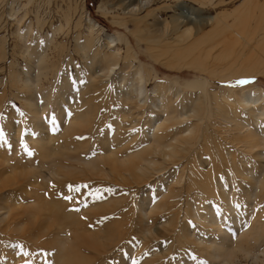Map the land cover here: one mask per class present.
Returning <instances> with one entry per match:
<instances>
[{"label": "rangeland", "instance_id": "374dc122", "mask_svg": "<svg viewBox=\"0 0 264 264\" xmlns=\"http://www.w3.org/2000/svg\"><path fill=\"white\" fill-rule=\"evenodd\" d=\"M129 1L0 0V133L3 134L0 138V173L3 172L0 175V217L7 218L0 223V264H18L17 260L19 264H58L60 243L54 245L59 239L55 240L53 230L60 224L70 228L68 236L78 235V241L74 242L77 247L70 250L68 256L67 250L65 252L67 264H222L220 259L208 258L212 254L211 244L224 248L234 246L249 252L238 251L233 259L235 264H264V231L262 238L252 235L253 229L262 227L264 230V186L253 193L254 182H250L251 177L247 179L246 174L251 169L258 177L260 165L242 143H237L236 137L242 130H237V126L220 113L239 110L236 103L230 108L227 107L230 104L220 103L221 95L228 94V89L237 92L238 88L252 86L264 92V75L258 73L263 72L264 64L247 68L242 56H235L240 44L229 46L232 34L221 37L210 30V26L200 24L204 18L219 14H225L227 21H232L248 13L251 22L261 24L264 23V7L254 9L252 5L256 0H212L213 5L206 8L198 4L199 0H136L133 4L139 6L133 15L129 12L131 8H125ZM149 9L163 24L157 26L155 35L149 36L152 44L140 40L141 28L133 21L145 17ZM84 15L105 33L129 42V54L124 45L117 44L123 57L118 69L132 75L130 64L141 63L145 67L147 90L156 91L155 97L163 96L162 111L168 105L166 113H159V117L172 118L173 113L176 118L185 117L183 121L174 120L173 125V121L170 122L172 126L167 129L165 143L180 136L187 125L185 121H193L188 107L197 100L205 112L200 123L201 132L205 134L201 141L182 145L171 162L161 155L153 156L154 145L146 150L143 139L149 129L151 106H147L149 110L147 107L141 110L122 102L123 98L116 99L112 79H103L97 87L92 86L95 70L89 73L81 52L75 48L76 42L82 44L92 37L93 51L109 49L102 33L90 32ZM178 20L200 27L191 32L187 41L178 42L180 34L170 29V22ZM144 21L152 23V17L141 22ZM206 30L212 33H204ZM29 52L47 60L48 67L36 83L37 57L33 59ZM234 59L239 62L231 65L232 69L223 67ZM259 60L264 62V57ZM26 80L36 85L35 93L18 87ZM240 80L249 83L240 85L237 83ZM193 82L198 84L185 87ZM232 100H236L234 95ZM73 118H78L76 123ZM70 122L71 127L67 126ZM247 131L256 132L252 125ZM39 144L41 148L56 150L57 162L62 160L58 166L63 175L69 177L64 184L52 179L41 180L39 169H32L31 173L26 169L28 166L25 168L26 155L33 159L35 167L39 166L36 162ZM228 151L231 156L227 157ZM67 154L82 160L80 163L63 160L62 155ZM143 157L156 163L148 170L147 166L143 167L141 174L134 166L143 162ZM98 158L100 161L96 162ZM139 158L142 160L138 161ZM93 161L96 165L99 163V170L94 169ZM85 163L90 164L85 166ZM235 163L238 172L245 177L234 170ZM66 166L69 169L63 170ZM33 173L34 176H30ZM173 175H182L181 185L173 183ZM223 192L231 197L232 208L225 207L227 201ZM56 201L64 212L77 216L79 220L74 223L80 227L78 232L69 226V219L60 215L54 217L51 206L57 204ZM212 209L214 217H221L219 221L223 223H219L223 231L207 221ZM235 215L238 220L233 218ZM169 221H174L172 226L167 225Z\"/></svg>", "mask_w": 264, "mask_h": 264}, {"label": "bare ground", "instance_id": "6f19581e", "mask_svg": "<svg viewBox=\"0 0 264 264\" xmlns=\"http://www.w3.org/2000/svg\"><path fill=\"white\" fill-rule=\"evenodd\" d=\"M127 1H129V0H127ZM134 1H136V0H130L129 3H128V5H125V6H127L125 8H128V7L131 8L129 12H131V14H133V15L135 14L134 11H137V9H138L137 7L139 6V4L137 3L138 1L135 2L138 5L133 4ZM154 1H156V0H154ZM197 1L198 0H195V2H197ZM199 2L200 3H198V4H200L204 8H206L207 6L210 7V6L213 5L212 4V0H199ZM121 4H122V2H121ZM252 7L254 9H257L259 7H264V0H256V3H254L252 5ZM148 8L149 7H147V9ZM152 12L153 11H151L149 9L146 12L145 17L133 20V21H135V25L136 26H139L141 28L140 31L142 32V34L140 35V40L143 41L144 43H147V44H152L153 43L152 39L149 36L151 35V33L155 35L157 33L156 31H158L157 26H160L162 24V21L160 19H158L159 17H157L158 15H156V17H157L156 18L155 15L152 14ZM157 13H159V11H157ZM241 14H243V13H241ZM224 15L225 14H223V16H221V14H219V15H216V16H213V17L212 16L211 17H208L206 19L204 18V20L200 24H201V26H210L211 29L210 28L209 29L212 30V31L215 30V32L216 33L218 32V35H220L221 37H223L225 35H228L229 36L230 34H232L233 37H232V41L230 42V45L229 46L231 48L234 44H240L239 46H237V50L238 51H237V54L235 56H237V58H238V56H242V58L244 59V61L247 64V68L250 67V68L253 69V67L256 64H264V62H262L261 60H259L260 58H263L264 57V23H261V24L259 23L258 24L256 22H251L249 20V18H250L249 13L246 14V15L243 14V15H245L244 18L242 16L234 17L232 21H227V19H228L227 17L228 16H226V15L224 16ZM147 17H152V23H147L145 21H144L145 23L144 22L143 23L141 22L143 19H146ZM129 19H131V18H129ZM84 21L86 22L85 24L89 27L90 32L97 31L100 34L102 33V35L105 38L106 46L109 49L107 52H105V51L102 52L99 48L97 50H94L93 51L92 50L93 49L92 46L94 45V39L92 37L91 38H86L85 41H84V43H82V44H79L78 42H76L75 48H76L77 51L81 52L82 58L85 60V65H86L85 67L87 68V70L89 71V73L91 71H94L95 70V73L92 74V76H93L92 81H91L92 86L97 87L98 85H100L102 83L103 79H112V81H113L112 83H113V86H114V89H115V92H116V93L114 92L113 94H116L115 95V96H117V98L115 97L116 99L120 100L121 98H123L124 101H122V102L127 103V104L130 103L131 106H133L135 108H138V109H141V108L147 107V106L148 107L151 106V108H152V109L150 108V110L152 112V116L149 118V122H148L149 123V129L145 132L144 139L142 137V139L144 140V146L146 147V150L149 149L148 147H151V146L154 145L153 149L151 147L152 152H153L152 153L153 156L154 155H161L162 158H164V160H166L168 162H171L177 156V154L179 152L178 148H180L182 145H184V144H192V143H195L196 141L197 142L201 141L204 138V135H205V134L204 135L202 134L201 129H200V123H202V120L204 118V117L202 118V116L205 115L204 114L205 112L203 111L202 103L199 100H197V101H195L196 104H193L192 106L188 107L190 109L188 111L190 113L189 114V117H191L193 121H191V120L190 121H185V123H187V125L184 127L183 131L180 133V136L173 138L170 141V143H165L164 139H165V134L168 132L167 129L169 128V126H172L175 123L174 120H176V122H177V120L179 118H176V116L174 115V113H173V116H175V117L172 116V118L171 117L170 118H168V117L167 118H164V117L160 118L159 117L160 116L159 113L160 114H163L161 112L166 113V111H167L166 109L168 108V105L165 103L167 105V107L164 108L165 105H163V108H164L163 110L164 111H162V104H161L162 101L161 100H162L163 96L160 95V97H158V96L155 97L156 91H154V90L148 91L147 90V88H146L147 80H146V75H145V67L141 63H139L137 66H134L133 64H130V67L133 69L132 75H128V74L126 75L125 74L126 72L124 73L123 71H119L118 64L123 59V57H121V49H120V47L117 46V44L118 45H124L123 47L126 49L127 54H129L130 53L129 52V49H130L129 48V45H130L129 42L125 38L123 39V38L116 37V36H112V35H109V34L105 33V31L94 20H92L89 16L84 15ZM178 21L170 22L171 23V26H172V28H170V29L172 30V32L177 33V34H180L179 37H178V39H179L178 42H183L185 39H188L190 37V35H191V32L193 30H195V29L198 30L199 27H200V25L193 24L191 22H188V23H185L184 24V23H180V21L179 22ZM19 22H20V20H19ZM169 22H168V25H169ZM140 24H142V26ZM123 25H126V24H123ZM168 25L166 24V26H168ZM162 26H163V24H162ZM165 30H166V28H165ZM206 31L204 33H209L210 32L209 30L207 32ZM212 31L210 32V34L212 33ZM166 33H167V31H166ZM17 34H18V32H17ZM134 35H135V33H134ZM207 35H208V37L211 36L209 34H207ZM207 35H205L206 36V39H207ZM18 36H19V34H18ZM212 36L213 37H211V38L215 39L214 38L215 35H212ZM202 37L205 38L204 36H202ZM202 37H201V40H202ZM216 37H217V35H216ZM175 38H177V37H175ZM140 40H139V42H140ZM155 40H158V38L155 39ZM204 40L205 39H203L202 41H204ZM185 41H187V40H185ZM109 47H111V48H109ZM213 47L211 49H214ZM231 52H232V50H231ZM29 55L33 59L35 58V60H36V57H37V61H35L36 63H35V72H34L35 73V76H36L35 79H34V83H36V81L38 80V77L40 78V76L43 75L44 71L48 67L47 62H46L47 60H45L46 59L45 57H42V56H39V55H36V57H35V55L33 56V54L30 53V52H29ZM133 57L134 56H132V59H133ZM224 58H225V56H224ZM98 61H100L99 64L97 63ZM136 61H137V59H136ZM238 62H239V59H234L232 61L227 62L226 65H224L223 67L224 68H227V69H232V66L231 65H237L236 63H238ZM203 63H205V62H203ZM201 64H202V62H201ZM198 66L201 67V69H202V66H200V64ZM242 71H243V69H242ZM261 71H263V72H258V73L264 75V70H261ZM153 73H155V72L153 71ZM248 74H250V73H248ZM154 77H155V74H154ZM90 79H91V77H90ZM34 83L32 84L30 81H27L26 80V82L20 83V85H18V87L21 86V88L25 92L30 93V94L32 92V94H33V93H35V89H36V85H34ZM22 84H24V86H22ZM196 84H198V82L187 83L185 87L186 88L187 87L191 88V87H193ZM251 87H244V88L241 87V88H238L237 89V92H236V90L228 89L226 91V93H228V94H222V95H225V96H227V95H229V96L228 97H225V96H222L221 95V102L220 103L230 104V105L227 106L229 108L234 103H236V105L239 108V110L238 111L232 110V109H231V111L224 110L222 112L220 111V113H223V116L225 117L226 120H228L229 122H233L237 126V130H240V129L242 130V132L240 131L241 133L238 132V134H240V135H237V137H236L237 138L236 139L237 140V143H242L243 146H244V149H246L249 153H251L254 156V158L257 159L258 164L260 165V166H258V169H259V176L258 177H256V176L253 175L251 169H248L247 172H246V174L248 175L247 179L249 177H251L250 178L251 179L250 182H252V181L254 182L253 183L254 186L251 185L253 187L252 192L255 191V190H256V192H258L259 188H261L262 186H264V92L263 91H259V90L257 91V90H255V89H253ZM21 88H19V89H21ZM37 89H38V87H37ZM177 95H176V98H177ZM232 95H234L235 98H236L235 102L232 100ZM164 96H166V95H164ZM123 99H121V100H123ZM216 101H217V99H216ZM25 103H27V102H25ZM163 104H164V102H163ZM27 106H28V104H27ZM129 107H130V105H129ZM148 107H147V109H148ZM180 108H182V107H180ZM219 108L221 109V106ZM131 109H130V112L132 111ZM138 109H136V110H138ZM181 110H184V108L181 109ZM34 116H36V115H34ZM179 117H180V119L182 121L185 118L184 116H183L184 118H181L182 116H179ZM135 118H136V116H135ZM144 118H147V116L144 117ZM187 118H188V116H187ZM74 119H75V122H73V123H76L77 122L76 120L78 118L77 119L76 118H73V120ZM79 119H80V117H79ZM169 119H170V121H169ZM135 120H137V119H135ZM172 121H173V123L171 125L170 122H172ZM192 122H194V123H192ZM133 123L131 125H133ZM71 125L72 124L70 122L67 126L71 127ZM82 125L83 124H81V126ZM136 125H137V123L134 124V126H136ZM249 125H252V127L256 130V132L247 131V128H248ZM82 127H84V125ZM244 128H245V130H244ZM208 134L210 135V133H208ZM242 134H244V135H242ZM175 136H176V134H175ZM209 137H211V135ZM205 139H207V138H205ZM210 140L212 141L211 138H210ZM43 142H41V143H43ZM51 145H53V144H51ZM186 146H188V145H186ZM38 147H40V144L38 145ZM52 147H54V146H52ZM55 147H57V146H55ZM50 148L49 147H42V148L40 147L39 148L40 151L38 152V155H37V158L38 159L36 160V162L39 165L38 167H35L34 166V163H33V159H30L29 156L26 155L25 156L26 157V165H25V168H26V166H28L29 168H26V169H27V171L29 169L31 171V173L33 172L32 169H35V170L36 169H39L40 170L39 172H41L40 174H42L40 176L41 180L52 179L55 182H57V183H59V184L62 185V184L65 183V181H68L69 177L64 176L63 173L61 172L62 170H60L58 164L62 160L60 162H57V157L58 156L56 154V150L55 149H50ZM140 148H143V147H140ZM142 150L143 149H141L140 151L142 152ZM112 152L113 151H111L110 153L112 154ZM144 152H145V150H143V153ZM226 154H227V157L228 156H231V152L230 151L226 152ZM141 155H139V156L142 158ZM111 157H115V156L112 155ZM144 157H145V155H144ZM144 157H143V162H145L146 165L143 162H141L140 160H142V159L139 158L137 160L140 161V164L137 165V166H134V169L136 171H138L139 173H141V174H143V171H144L143 170V167H146L147 166L146 169L148 170V167L149 166H151V168H152L153 166H155V163H156L155 160H153V159H147V158H144ZM134 158H136V156ZM62 159L63 160H70V161H74V162H78V163H80L81 160H82L79 156L73 157V156L68 155V154L67 155H62ZM123 159H124V157H123ZM221 159H222V157H221ZM95 161L96 162H99L100 161V158H98ZM223 161L225 162V160H223ZM82 162H85V160H83ZM141 163H143L144 165L143 164L141 165ZM14 164L15 165H18L15 162H14ZM88 164H90V163H85V166H87ZM98 164L96 165V163L93 161V167H94V169L99 170L98 169V167H99ZM201 165L203 167V163ZM206 165H208V164H206ZM223 166H225V165H223ZM234 166H235L234 167V170H236L238 172V169L236 168V163L234 164ZM210 167H211L210 165L207 166L208 169ZM10 168H12V167H10ZM65 169H69L68 166H66V167L63 168V170H65ZM2 173H0V175ZM131 173H134V171L131 172ZM196 173H198V172H196ZM206 173H207V171L205 172V174ZM34 174L35 173L30 174V176H34ZM188 175L190 176V174H188ZM194 175H195V173H194ZM242 175L243 174L241 173L240 176H242ZM36 176H38V175H36ZM181 176L180 175L177 176L178 178L176 176H174L173 177V180H174L173 183L176 184V185H178V186L181 185L182 182H183V178ZM47 181L49 182V180H47ZM47 181H45V182H47ZM1 185L3 186V184H1ZM6 186H8V185H6ZM219 186L222 187L221 184H219ZM263 188H261V189H263ZM14 192L15 191H13V193ZM260 192H262V191L260 190ZM171 193H172V191H171ZM253 193H255V192H253ZM223 195H225V200L227 201V203H226L227 205H225V207L226 208H228V207L230 208L231 207L230 206L231 197L227 193H225V192H223ZM166 197H168V195H166L165 198ZM6 199H8V198H6ZM7 203H9V202H7ZM52 205H53V206H51L52 208L51 207H49V208H51V211L53 212V215H54L55 218H57L58 215H60L62 218L65 217V219H69V222H71L69 224L70 227L73 226L72 228L74 230H76L77 232L80 230V227L77 224L74 223V222H78V220H79V219L77 220V216L76 215L71 214L69 212L67 213V211L64 212L63 211V207H60L59 206V202H57V204L54 203ZM231 205H232V203H231ZM57 206H58V209H57ZM4 208L5 209H8L6 207H4ZM0 210H1V207H0ZM209 211H210L209 212L210 215L208 216L209 219L207 221H210V224H212V225H215V226L218 225L217 227L219 228V230H221L222 227H221V225L219 223V222H221V220L219 221V219L221 217H214V211H213V209H212L213 213H211L212 212L211 210H209ZM191 212L193 214L194 211L192 210ZM27 213H29V212H27ZM65 213H67V214H65ZM192 214H190V215H192ZM195 214H193V217L194 218H196ZM144 215L145 214H143L142 216H144ZM230 215H232V214H230ZM20 216L22 217V215H20ZM49 216H51V214ZM4 217L5 218L0 217V223L3 221V219L4 220L7 219L6 216H4ZM233 218L235 219L236 218V215L233 216ZM233 218H232V220H233ZM10 219H12V218H10ZM172 219H174V218H172ZM53 220H55V219H53ZM235 220H238V219L236 218ZM171 221H169L167 223L168 226H172V224H173L174 221L173 222H171ZM221 223H223V222H221ZM45 226H47V225H45ZM54 228H55V226H54ZM261 228L262 227L257 228V229H253L252 235L262 238L261 236L263 235V231L264 230H262L263 228L262 229ZM39 229H41V228H39ZM68 229H70V228H67V225L60 224L58 227H56L53 230V236L55 234V240L56 239H59L58 241L54 242V245H56L57 243L58 244L60 243L59 244V247H58V252L60 253V258L57 260L58 261V264H67V256L70 254V250L75 249L77 247V245L74 244V242L78 241V239L76 237L77 234L76 235L73 234V236L75 238H73L71 236H68V233H69V230ZM221 231H223V230H221ZM77 232H75V233H77ZM30 235H31V233H30ZM47 235H49V234H47ZM79 235H80V233H79ZM48 240H50V239H47V241ZM210 248H211V253L212 254H209L208 255V258H210L211 260L214 259V258L215 259H220V262L222 264H229L230 262L233 263V259L236 258L235 257L236 256V253L238 251H243V250H240V248H237V247H234V246H230L228 248H224L222 245L216 246L214 244H211ZM66 250L68 252L67 253V256L65 255ZM54 251L56 252V250H54ZM243 252L245 254L246 253H249L247 251L246 252L243 251ZM51 256H52V254H51ZM70 258H72V257H70ZM259 260H261V259H259ZM12 262H13V258H12ZM17 262L19 264V260H17ZM233 264H235V263H233Z\"/></svg>", "mask_w": 264, "mask_h": 264}, {"label": "snow or ice", "instance_id": "6c2138e0", "mask_svg": "<svg viewBox=\"0 0 264 264\" xmlns=\"http://www.w3.org/2000/svg\"><path fill=\"white\" fill-rule=\"evenodd\" d=\"M237 83L240 84V85H244V84L249 83V81H247V80H240V81H237ZM2 136H3V134L0 133V138H2ZM29 155H31V153H29Z\"/></svg>", "mask_w": 264, "mask_h": 264}]
</instances>
